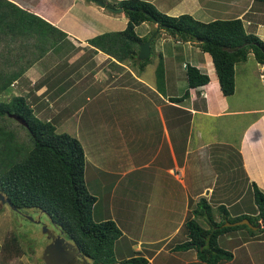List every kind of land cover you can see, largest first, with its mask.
Listing matches in <instances>:
<instances>
[{
	"label": "crops",
	"instance_id": "0c3cea01",
	"mask_svg": "<svg viewBox=\"0 0 264 264\" xmlns=\"http://www.w3.org/2000/svg\"><path fill=\"white\" fill-rule=\"evenodd\" d=\"M8 1L27 12L38 15L64 32L65 35L62 36L51 31L50 37V31H48L46 45L48 46L49 41H54L57 36L60 39L61 47L57 51L48 48L45 54L38 57V50L32 45V39L29 40L30 38L24 37L21 33L23 29L21 24L17 20H11V18L3 21L0 19V100L7 101L12 96H25L33 109V106H35V109L42 108L45 107L41 104V102H44L42 101L44 95L49 98L57 96L63 99L66 89L62 88L61 84L65 79L70 78L72 82L69 87H71L74 79L78 77L83 79L81 83L83 93L95 90V93L100 95L108 91L109 95L115 98L122 93H125V96L132 97L134 100L124 113H133L136 118H131L135 121L143 119L144 124L140 126L138 122L131 128V140L143 137L145 143L149 144V141H152L155 144V149L151 151L153 153L151 157L138 164L140 153L137 152L131 155L129 163L131 161V164L138 165L132 168L141 167L153 170L155 175L153 180L155 184H158L154 186L153 193L156 196L158 193L161 200L156 204L154 199L155 206L150 204L149 207H156L158 211L160 210L159 212L172 213V219L169 221L175 223L173 230L166 236H154L148 230V235L141 233L133 237L132 252L134 254H140L139 252H141L140 255L145 256L149 263L152 258L153 262L156 260V264H167L166 261L171 259L169 256H181L180 254L191 253V256H182L183 259H191L188 264H204L197 260L193 248L180 250L179 253L174 249L175 244L171 243L172 246H170L169 242L181 232L182 223L185 217L188 216V205L193 204L194 208L196 207L195 197L206 196L207 194L208 197L215 196L216 200L213 201L216 205L224 203L227 207L232 203V200L228 198L237 195L233 200L236 201L251 187L252 182L264 191V107L257 105L258 102L255 100L256 89L251 86L255 81L253 78L256 77V74L259 75L264 84V78L261 74L262 65L256 62L253 57V61H250L251 54L248 55L245 61L235 64L234 85L236 86V82H238L241 84L240 86H243L242 90L245 92L242 94L243 96L240 95L241 98L238 97L239 99L243 98L244 101L237 102L232 99L235 86L232 96L222 94L211 57L207 52H202L197 44L193 45L194 42L192 41L176 40L160 30L159 37H164L163 43L159 47L154 45L153 50L158 52V60L160 58L163 62L162 91L161 88L156 87L155 78L153 82H148L142 77L140 73L144 69L142 71L138 69L139 73H137L131 68L133 64L130 61L118 62L113 57H109L87 43V39L97 34L125 28L127 18L122 9L119 12H112L105 7L119 8L117 3L120 0H101L105 4L104 6L94 0H61V8L57 11L52 6L41 7L36 0ZM143 1L152 4L161 13L170 16L188 14L203 22L215 19L239 18L247 32L254 33L264 42V2L255 0ZM3 6L5 7V5ZM5 8L9 10L10 15L20 14L12 6ZM7 24L12 25L10 30L6 27ZM153 30H156V24L148 21L135 26V32L139 37H148ZM183 44L187 45L186 49L182 47ZM179 48L185 49V57L189 64L191 63V65L196 66L208 75L209 82L188 89V96L181 103H172L168 100L169 96L178 95L167 92L171 88L170 81L173 79L172 74L174 73L172 69L174 64H172L170 65L172 67L170 70L171 78L167 74V59L171 60L172 63L173 58L177 57L175 51H178ZM30 61L32 62L30 63ZM104 61H106L105 66L98 69V65ZM182 62L185 61L182 59ZM241 63L245 66L254 65L251 67V71H248L247 68L243 74L240 73V79H238L239 75L236 73H239ZM59 77H63V80ZM43 78V82L39 86L36 85ZM8 81L10 83L7 89L1 90V87ZM25 84L27 88H24ZM28 86L31 89H28ZM47 87H49L48 90H46ZM22 88H24V91L27 89L28 92L22 94ZM249 98L250 103H247L246 100ZM119 103L120 101L117 104ZM139 103L143 105H138ZM49 107H52L51 104ZM119 109L122 111L121 107ZM68 110H70L69 104L55 111L53 115L64 112L65 118H67L68 115L72 114L66 113ZM139 110L141 111L138 113ZM35 115H37L36 112ZM53 115L46 119L51 118ZM153 115L159 120L160 128L158 131L160 136L158 142ZM239 115L241 116L240 120L236 122ZM244 115H251L252 117L249 121H245ZM223 116L233 117V119L230 117V119L224 121V123L229 122L232 124V129L240 128L236 141L230 144L229 141L218 143L215 136L210 137L222 126V124L217 125L216 118H222ZM223 144L225 147L221 150ZM217 145L220 146L217 147ZM229 149L232 150L230 154L227 152ZM230 156L232 159H230ZM223 157L226 161L230 159L227 165L220 167L216 163L214 164L216 158L223 159ZM235 161L241 164L240 169L242 172L237 176L242 180L240 184L233 182V175L224 174L225 170L229 172L236 170L233 166ZM205 173L207 179L211 180L210 184L201 182ZM176 209L178 212H176ZM220 218L219 214V219L216 218V221H219ZM163 221H165L164 217L161 218L160 222L152 225L151 228L157 227L160 229L159 226ZM124 235L122 231V237ZM156 240H160L159 242L162 243L154 244ZM250 242L255 245L252 250L248 247ZM163 243H166L165 247L155 249ZM241 243L246 254L250 251L255 255L253 250L259 246L261 247V253L264 252L263 240H245ZM145 244H148V246ZM135 247H138L136 248L137 251ZM236 248H240V246H234V250ZM165 249L168 251L166 252ZM163 254H167L166 257H162ZM158 258L160 259L157 262ZM252 261L253 264H258L253 257Z\"/></svg>",
	"mask_w": 264,
	"mask_h": 264
},
{
	"label": "trees",
	"instance_id": "16d2710c",
	"mask_svg": "<svg viewBox=\"0 0 264 264\" xmlns=\"http://www.w3.org/2000/svg\"><path fill=\"white\" fill-rule=\"evenodd\" d=\"M0 3L1 21L10 18L17 20L23 28V36L32 39L38 57L45 54L48 48L57 51L61 47L57 36L47 46V36L48 31L50 37L53 31L62 36L64 32L8 0H0ZM3 5L14 7L20 14L10 15ZM117 6L127 18L125 28L97 34L87 39V43L118 62L130 61L140 71L146 67L149 56L143 60L137 59L139 43L146 38L136 34L135 26L148 21L159 25V29L153 31L150 45L162 30L176 40L195 42L202 52H207L224 96L234 91L235 64L245 61L249 54L262 65L264 78V42L254 33L247 32L239 18L203 22L188 14L170 16L143 0H120ZM11 26L7 24L6 27L10 30ZM154 73L156 87L160 89L164 79L160 58ZM185 74L187 89L180 96H169L168 100L172 103L183 101L188 96V89L209 82L205 72L189 63H185ZM43 80L36 85L39 86ZM9 83L4 84L1 90L7 89ZM11 115L22 118L26 125ZM63 119L64 112L49 119L39 118L25 96L0 100V193L15 211L36 209L46 213L60 231V236L70 240L89 264H149L147 258L140 254L115 258L114 244L122 237V231L114 220H93L91 213L97 198L86 187L84 148L75 136L56 131V123ZM12 123L25 131V139L18 136L11 127ZM214 209L221 216L219 221L210 216L211 204L206 197H199L196 207L182 223L185 238L172 242L174 249L193 248L198 261L217 264L232 257L231 251L218 244L220 237L237 234L240 230L243 241H264V191L254 182L236 201L227 207L224 203L214 205ZM243 218L253 226L261 224V220L263 222L257 229L246 224H225ZM200 220H204L206 226ZM22 254L24 250L18 237L14 233L6 235L0 243V259L8 261Z\"/></svg>",
	"mask_w": 264,
	"mask_h": 264
},
{
	"label": "rangeland",
	"instance_id": "374dc122",
	"mask_svg": "<svg viewBox=\"0 0 264 264\" xmlns=\"http://www.w3.org/2000/svg\"><path fill=\"white\" fill-rule=\"evenodd\" d=\"M36 1L40 3L41 7L52 6L53 8L55 7L56 11L61 8V0ZM150 35L145 38H149ZM163 39L164 37H159L158 35V37L154 40L151 45L149 62L140 73L148 82H153L155 78L154 69L158 61V52L153 50V46H161ZM193 45H196V43L194 42ZM182 47L186 49L187 45L185 46L183 44ZM184 48H179L178 51H175L177 57L173 58L172 63L171 60L167 59V74L169 77L171 75L170 70L172 68L170 65L174 64V68H172L174 70V73L172 74L173 79L170 81L171 88L167 92H171L178 96L181 95L187 87L185 74V62H187V59L185 57ZM250 57V61H253L252 55ZM182 59L185 62L181 63ZM105 62L106 61L100 63L97 68H103V66H105ZM253 65L254 64H249L248 66H245V64L241 63L239 65V73H236L239 75L237 78L240 79V73L243 74L247 68L248 71H251V67H253ZM131 68L135 72L139 73L136 65L131 66ZM253 79H255V81L251 84V86L256 89L255 100L258 102V106L264 107V84L257 74ZM82 81L83 79L78 77L74 79L72 86L69 87L72 81L70 78L65 79L61 84V87L66 89L63 99L57 96L49 98L47 95H44L42 97V101L44 102H41V104L45 107L38 109H35V106L33 107L38 117L45 119L50 115H53L55 111L59 110L64 105H70V110L66 111V113L72 114L56 123V131L59 133L66 132L75 136L82 144L86 158L84 174L86 187L88 191L97 198V201L92 208L91 215L93 220L96 222L106 219L114 220L120 230L123 231V234H125L114 244V256L116 259H120L133 254V247L131 245L133 237L140 235L141 233L148 235V230L151 231L154 236H166L173 230L175 223H173V221H169L172 219V213H168L167 211L159 212L160 210L158 211L156 207H149L150 204L155 206L154 202L156 201L157 204L160 202L159 200H161V196L158 193L157 196L153 193L155 190L154 186L158 185L155 184V181L153 180L155 177L153 170L141 167L132 168L133 166L138 165L131 164V161L129 163L131 155H134L137 152L140 153L141 156L139 162H137L138 164L144 159L151 157L153 154L151 151L155 149V144H153L152 141H149V144L145 143L143 141V137L131 140V128H133L135 124H138V122L140 123V126L144 124L143 119H138L136 121L133 120L131 117L136 118L133 113H124L129 109V106L132 104V100L134 99L132 97L125 96V93H122L117 98L112 95L110 96L108 91L100 95H97L95 90L83 93V86L81 84ZM240 85L241 84L236 82V86L234 85L235 91L232 94V99L237 102L244 101L243 98L239 99L241 98L240 95L245 93L244 90H242L243 86ZM24 88H27L26 84L24 85ZM24 88H22V94L28 92L27 89V92L24 91ZM28 89H31L30 86H28ZM161 90L163 91L162 88ZM119 101L120 103L117 104ZM246 101L247 103H250V98ZM181 102L182 101L179 103ZM50 104L52 107H49ZM138 105L143 104L139 103ZM120 107L122 111H120ZM140 111L141 110L137 112L139 113ZM230 117L233 119L232 116L216 118L217 125L222 124V126L217 129L216 133H212L210 137L215 136V140L218 143L229 141L230 144L235 142L238 137L240 128L232 129V124L229 122L224 123L225 119H230ZM240 117V115L237 117L236 122L240 120ZM243 117H245V121H249L252 116L244 115ZM153 118V122L157 130L156 140L158 142L160 136V132L158 131L160 128L159 120L155 115H153ZM11 127H14L16 133L21 139L26 138L25 131L21 127L16 126L14 123L11 124ZM148 145L149 148L147 149ZM219 146L220 145H217V147ZM224 147L225 145L223 144V146H221V150ZM227 152L230 154L232 153V150L229 149ZM224 158L225 157H223V159L216 158L214 160V164L216 163L217 166L220 167L225 166L229 163V160L232 159L231 156L228 161ZM230 164H232V162H230ZM233 166L234 169H236L235 171L229 172L225 170L224 174L233 175V182L240 184L242 183V180L241 178H237V176H239L242 172L240 169L241 164L235 161ZM206 173L203 175L204 179H202L201 182H207L210 184L211 180L207 179ZM236 196L237 195H234L228 199H231L233 202ZM199 197L200 196L195 197L194 201L196 203ZM204 197H207L206 199L211 204L210 216L214 217L215 220L216 218L219 219V213L214 209V205H216L215 201H213L216 200L215 196L208 197L207 194ZM188 208L187 214L190 215L191 209L194 208V205L189 204ZM176 212H178L177 209ZM163 217L165 218V221H163L159 226L160 229L157 227L151 228V226L156 224V222H160ZM200 221L206 226L203 222L204 220ZM9 233H14L18 237L21 247L24 250V254L13 257L10 261L0 259V264H44L42 257L49 240H51V236L60 235V231L57 227H55L46 213L36 209H25L24 212H18L15 211L9 203L2 202L0 200V243H2L3 238ZM240 233L241 232L239 230L237 234L226 235L219 238L218 244L231 251L234 255L232 259H223L220 261H223L222 263H218L253 264V257L256 263L264 264V252L261 253L260 246L253 250L255 255L250 253V251H248L247 254L244 252L245 248L242 246V243L240 244V241L243 239ZM183 238H185V235L183 234V227H181V232H179L176 237L169 242L170 246L174 244L172 242L175 240L179 241ZM138 239H140V237H138ZM68 241L70 243V240ZM159 241L160 240H156L154 244L162 243ZM145 245L148 246V244ZM165 245L166 243H163L155 249L158 250L159 247L163 248ZM234 246H240V248H236V250H234ZM248 247L252 250L255 245L250 242L248 243ZM136 248L138 247H135V250L137 251ZM167 248L169 247L167 246ZM165 251L167 252L168 250L165 249ZM180 252L181 251H179V253ZM139 253L141 254V252ZM166 255L167 254H163L162 257H166ZM180 255L181 256H169L171 259L166 261V263L188 264L191 260L189 258L183 259V257L191 256V253ZM159 259L160 258L157 259V262ZM155 262L156 260L153 262V259L151 258L149 264H156Z\"/></svg>",
	"mask_w": 264,
	"mask_h": 264
},
{
	"label": "water",
	"instance_id": "95a60500",
	"mask_svg": "<svg viewBox=\"0 0 264 264\" xmlns=\"http://www.w3.org/2000/svg\"><path fill=\"white\" fill-rule=\"evenodd\" d=\"M97 3H99L101 6H104L105 4L101 1V0H94ZM107 9H109L112 12H119L121 11V8H113L110 6H105ZM159 29V25L158 23H156V30L154 32H156ZM154 32L150 35L149 38H147L145 41L140 42L139 43V50H138V54H137V59L139 60H143L144 58H146L147 56H149V52H150V41L152 39V37L154 36ZM16 121H18L21 124L26 125V123L24 122V120L18 116H14L11 115ZM0 200L2 202H6L9 203L8 199L5 198L1 193H0ZM9 205H11L9 203ZM225 224H231V225H238V224H246L248 226H250L252 229H257L259 227V224L253 226L250 224L249 220L246 218H243L241 220L232 222V223H225ZM51 242L48 243V245L46 246L45 250H44V254H43V261L45 264H67L66 260H73V257L63 253L65 251V249H71L72 245L71 243H69V241H67L66 239H64L62 236L58 235V236H51ZM63 259V260H62ZM81 262L78 264H89V262L86 260V258L81 255ZM70 264V263H68ZM72 264V263H71Z\"/></svg>",
	"mask_w": 264,
	"mask_h": 264
},
{
	"label": "flooded vegetation",
	"instance_id": "af4514ba",
	"mask_svg": "<svg viewBox=\"0 0 264 264\" xmlns=\"http://www.w3.org/2000/svg\"><path fill=\"white\" fill-rule=\"evenodd\" d=\"M49 242H51V240H49ZM71 243V242H70ZM71 245H72V247H71V249H65V251L63 252V253H65V254H68V255H70V256H72L73 257V260H66L65 259V261H66V263L68 262V263H72V264H78V263H80L81 262V255L82 254H80L78 251H77V249L73 246V244L71 243ZM85 257V256H84ZM86 258V257H85ZM63 260V259H62ZM86 260L88 261V259L86 258ZM67 263V264H68ZM45 264V263H44Z\"/></svg>",
	"mask_w": 264,
	"mask_h": 264
},
{
	"label": "clouds",
	"instance_id": "9594fccd",
	"mask_svg": "<svg viewBox=\"0 0 264 264\" xmlns=\"http://www.w3.org/2000/svg\"><path fill=\"white\" fill-rule=\"evenodd\" d=\"M260 223L262 224V220L260 221ZM261 224H259V226H260Z\"/></svg>",
	"mask_w": 264,
	"mask_h": 264
}]
</instances>
